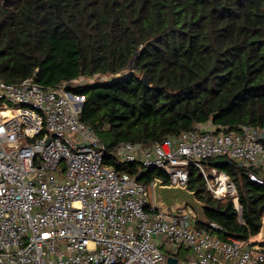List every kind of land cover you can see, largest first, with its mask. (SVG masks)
Here are the masks:
<instances>
[{
	"label": "trees",
	"instance_id": "16d2710c",
	"mask_svg": "<svg viewBox=\"0 0 264 264\" xmlns=\"http://www.w3.org/2000/svg\"><path fill=\"white\" fill-rule=\"evenodd\" d=\"M80 77L95 80L70 88L84 98L79 119L116 171L138 170L116 162L121 143L149 146L207 124L264 129V0H0V81L49 89ZM206 166L236 194L212 197L190 167L194 227L263 246L251 239L264 225V185L224 156ZM138 180L168 184L161 169Z\"/></svg>",
	"mask_w": 264,
	"mask_h": 264
},
{
	"label": "built area",
	"instance_id": "2783aa9c",
	"mask_svg": "<svg viewBox=\"0 0 264 264\" xmlns=\"http://www.w3.org/2000/svg\"><path fill=\"white\" fill-rule=\"evenodd\" d=\"M94 80L49 89L0 81V264H264L248 242L197 229L191 211L149 198L155 188L184 189L190 167L215 197L234 196L228 175L206 166L223 156L264 185V129L207 124L149 146L121 143L116 162L138 170L116 171L79 119L83 96L70 91ZM149 169L163 170L168 184L139 182Z\"/></svg>",
	"mask_w": 264,
	"mask_h": 264
},
{
	"label": "rangeland",
	"instance_id": "374dc122",
	"mask_svg": "<svg viewBox=\"0 0 264 264\" xmlns=\"http://www.w3.org/2000/svg\"><path fill=\"white\" fill-rule=\"evenodd\" d=\"M100 80H106L108 78L106 77H102V78H99ZM74 84H76L75 82H72L70 84V86H73ZM231 181V180H230ZM207 187V185H206ZM163 188V189H160L161 190V195L162 196H165L166 198H173L172 196H176V197H179L178 200L176 201H173L174 202V205L178 206V207H182L184 208L186 211H191V213L193 214V218L195 219L196 217L198 218L199 216V210H200V202L198 201V199L195 197V194L193 192H190L188 191V189L185 187L184 189H176V188ZM170 189V190H169ZM207 190L211 193L212 197L214 198H217V199H221L225 196H230L228 194H226L225 196H218L215 197V195L212 193V191L207 187ZM152 191V190H151ZM174 197V198H176ZM149 198L152 200V201H155V196L152 195L151 197L149 196ZM234 202L236 204V207H237V202H236V198L234 199ZM198 212V213H197ZM239 212V210H238ZM240 213V212H239ZM260 242L262 244H264V225H263V228H262V231L259 235L253 237L251 239V242ZM255 247V246H254ZM255 250H258L260 252H264V245L263 246H258L256 245V248H254ZM188 252L184 249H180L179 250V257L180 258H185L187 256Z\"/></svg>",
	"mask_w": 264,
	"mask_h": 264
},
{
	"label": "crops",
	"instance_id": "0c3cea01",
	"mask_svg": "<svg viewBox=\"0 0 264 264\" xmlns=\"http://www.w3.org/2000/svg\"><path fill=\"white\" fill-rule=\"evenodd\" d=\"M203 127L205 128V125H203ZM207 128H208V125H207ZM160 189H163V187L162 188H160V187L159 188H155L152 191H150L149 196L150 197L152 195L155 196V201H152L150 199V202H153V203L155 202L158 206H162L163 205V208H170L171 206H174V202L173 201L178 200L179 197L172 196L173 198H171V197L170 198H166L165 196L161 195V190ZM174 197H176V198H174ZM254 248H256V246Z\"/></svg>",
	"mask_w": 264,
	"mask_h": 264
},
{
	"label": "water",
	"instance_id": "95a60500",
	"mask_svg": "<svg viewBox=\"0 0 264 264\" xmlns=\"http://www.w3.org/2000/svg\"><path fill=\"white\" fill-rule=\"evenodd\" d=\"M131 64H132V59H131L130 62H129V66H131ZM82 106H83V104H82ZM82 106H81V110H82ZM237 209H238L239 212H240V208L237 207ZM167 263H168V264H176V259H175V258H172V257H167Z\"/></svg>",
	"mask_w": 264,
	"mask_h": 264
},
{
	"label": "bare ground",
	"instance_id": "6f19581e",
	"mask_svg": "<svg viewBox=\"0 0 264 264\" xmlns=\"http://www.w3.org/2000/svg\"><path fill=\"white\" fill-rule=\"evenodd\" d=\"M222 187H223V186H222ZM222 187H220V190H221Z\"/></svg>",
	"mask_w": 264,
	"mask_h": 264
}]
</instances>
